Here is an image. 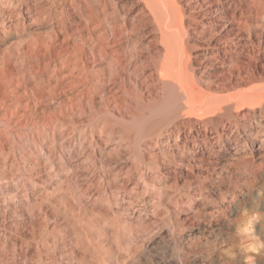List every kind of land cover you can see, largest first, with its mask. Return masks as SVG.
I'll list each match as a JSON object with an SVG mask.
<instances>
[{
	"label": "bare ground",
	"instance_id": "bare-ground-1",
	"mask_svg": "<svg viewBox=\"0 0 264 264\" xmlns=\"http://www.w3.org/2000/svg\"><path fill=\"white\" fill-rule=\"evenodd\" d=\"M114 1L0 0V264H166L144 251L115 262L125 251L121 242L115 250L105 241H75L67 252L69 241L55 240L56 227L77 228L82 211L99 200L119 209L120 196L141 193V203L128 207L141 213L151 204L154 181L164 174L155 157L153 180L138 166L134 182L118 179L129 165L105 173L93 156L96 149L117 153L115 135L137 147L152 137L168 166L180 157L182 174L192 168L186 156L214 163L213 194L233 175L253 191L264 170V0ZM225 155L228 164L220 162ZM175 180L198 193L191 180ZM220 197L210 209L196 206L202 227L194 241L173 246L217 252L216 241L196 239L216 234L243 202ZM9 213L36 217L40 234L30 240L18 232L22 218ZM243 257L242 264H264L262 250L234 262Z\"/></svg>",
	"mask_w": 264,
	"mask_h": 264
},
{
	"label": "rangeland",
	"instance_id": "rangeland-1",
	"mask_svg": "<svg viewBox=\"0 0 264 264\" xmlns=\"http://www.w3.org/2000/svg\"><path fill=\"white\" fill-rule=\"evenodd\" d=\"M106 1L110 5L112 3L115 4V1L113 2V0ZM117 2L128 3L130 2V0H116V3ZM263 82L264 80L261 83ZM132 84V82H130V84H127L130 89H132ZM103 133L105 135L106 131ZM114 138L115 140L113 145L117 143V153L113 152V156L111 154L108 155L107 153L100 154L96 149V155H93L100 159V163H105V165H103V171H105V173L111 172L112 168L116 165L127 164L129 165V169L127 170L128 174H120V177L118 178L119 180H121L122 177L126 178V176L128 175V179L130 178L134 182H137V177H139L138 166H140V168L142 167V169H145L146 171L150 170L148 177L149 179L152 178L153 180L155 174L154 170L152 171L151 168H149V159L154 157L157 164H159L163 168L164 174H162L161 179H156V182L154 181V184L157 188L154 191L155 193L153 192V194L151 193L148 196V198L152 200L150 201L152 205H150L154 208H150V205H148L149 208L147 206L146 210L141 211L140 213L138 210H135L133 208L131 209L130 206L128 207L130 201H133L134 203L135 201H138L139 203H141L140 201L142 200V195H144L141 193H138L136 196L132 195V198L130 200L128 199V197L127 199L122 200V196H120L121 200L119 201V209L118 207L114 206V203H108L106 200H99L96 205H93L89 209L82 211L81 218L77 220L76 227L80 229L83 225V227L81 228L82 230L80 229V232L82 231L83 233L80 234L78 232L79 230L75 228V224L72 225L67 231L63 230L60 226L56 227L57 229L55 228V230H57V233L55 232V234H57L55 240L59 237V239L57 240L60 241L62 235L66 241H69V250L67 248V252H70V248L75 246V241H105V247L111 246V248H113L115 246V248H113L115 250L116 248H118L117 245H119L121 242V246L119 245V248L123 247L121 249L125 250L123 251L124 253L121 252V255H114V257L116 256L117 259V261L115 262L119 263L123 260L129 259V257L133 256L134 254H137L135 251H138V254H142L144 251L143 254L152 255L156 258L163 257L166 264H174V262H176L178 259L180 260L186 257L189 258L190 261H192L191 264H242L248 261L245 257L241 258V262H234L238 258L239 254H259V250L264 251V170L260 172L256 177L255 182L257 181V185L254 182L253 188L255 189L252 188L253 191H247L249 187L246 183V180H244L245 178L243 177V175H233L231 178L227 177L225 179V183H227L224 186V188L226 187L225 189L222 188L219 193L213 194L211 192V186L214 184L215 176L212 177L210 171H212V168H217V166L212 165L214 163H210L205 160L200 161L201 163L197 161V164V162L194 161L191 156H186L183 158L185 163H187V166L189 168L192 167L193 169L191 168L190 172H188L187 170H183L182 174L180 172L181 169L178 167V161L180 157L176 158L178 161L175 159V163H173V165L168 166L166 163L167 159H165L163 155L158 154L157 157L155 154L156 152L154 153L153 150H158V147H155L152 137H145L138 147L134 144H130L128 146L129 143L120 141L121 139L118 135H115ZM148 143L152 144V148L148 149ZM164 148H166L167 150L170 149V147L168 146H164ZM131 149H134V151H132ZM207 152L210 153L208 149H205L203 152L205 158H208ZM142 156L145 157L142 158ZM219 158H221L220 162L223 161L227 164L228 162L232 161L230 159V155H225ZM144 165L146 168L144 167ZM187 172L189 176L193 177L187 178ZM101 173L103 172L101 171ZM235 177L237 180H235ZM174 178L176 179L175 182L178 180L180 184L181 182L185 181L184 179L191 180V182L195 185L194 187L197 186L198 189V193L194 194L196 196H193L191 194L192 190L182 191L181 189H178L180 185H175V183L173 182ZM227 180L229 181L227 182ZM160 186L163 188H161ZM199 190H201V192ZM244 191L245 196L243 197L241 195V192ZM221 195L225 197H229L232 195L243 197L241 198L243 199L241 200L243 202L242 206L237 209L235 214L232 215V220L226 221L223 227L217 230L216 234L212 235L206 233L205 235H201L200 238L196 239L197 241L204 242L216 241L214 242L215 244H213V246L216 245L218 247L217 252L212 254L207 251L203 252L200 250H190L187 249V247L185 249H180L179 246L177 247V245L180 244L181 241L182 243H184L183 241H194L193 239H190L193 234L199 235L197 231L199 227H202V221L196 217V214L198 213L196 206H199L201 202H205L207 206L206 208L210 209L216 205V202H218V200H220ZM206 197L207 199L204 200ZM137 198L139 199L137 200ZM178 198H181L184 204L177 202L176 200ZM259 198L262 199V202L260 204ZM187 200L193 201L191 206L187 203ZM126 207H128V209ZM123 209L125 212L123 211ZM9 214L10 215L5 214L7 218L9 217V219L13 215L15 217L19 216V218H22L18 232L23 230L28 238H32V235L37 237L40 234V227L37 224L39 223V220L36 219V217L31 218L27 214L22 217L20 215H15L14 213ZM72 215L70 214L71 219L73 220ZM200 215L202 216L203 214ZM2 216H4V214ZM84 233L90 234V239L85 237ZM127 238L132 241L131 245L128 243L129 245L127 246ZM165 241L171 242L169 245H165ZM6 242L8 243V248L10 249L12 246V241ZM113 242H116V244H114ZM118 242L119 244H117ZM175 242L177 243V245L175 244L173 246ZM76 255H78V253L75 254V256Z\"/></svg>",
	"mask_w": 264,
	"mask_h": 264
}]
</instances>
